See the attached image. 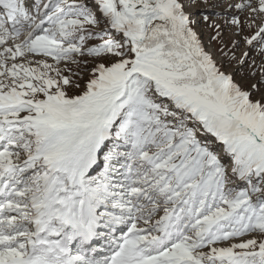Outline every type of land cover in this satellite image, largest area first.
I'll use <instances>...</instances> for the list:
<instances>
[{
  "label": "snow or ice",
  "instance_id": "1",
  "mask_svg": "<svg viewBox=\"0 0 264 264\" xmlns=\"http://www.w3.org/2000/svg\"><path fill=\"white\" fill-rule=\"evenodd\" d=\"M0 264H264V0H0Z\"/></svg>",
  "mask_w": 264,
  "mask_h": 264
}]
</instances>
